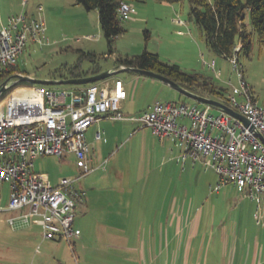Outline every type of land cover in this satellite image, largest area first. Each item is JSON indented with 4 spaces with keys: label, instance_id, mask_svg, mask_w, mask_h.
Masks as SVG:
<instances>
[{
    "label": "rangeland",
    "instance_id": "374dc122",
    "mask_svg": "<svg viewBox=\"0 0 264 264\" xmlns=\"http://www.w3.org/2000/svg\"><path fill=\"white\" fill-rule=\"evenodd\" d=\"M21 2L0 0V27L21 12H30L31 18L44 23L47 41L34 43L29 40L17 60L20 69L34 79L58 81L70 79L72 73L83 75L95 69L104 72L114 67L116 57L138 56L146 51L158 55L161 62L178 65L184 73L211 79L227 88L229 93V83L238 85L237 73L231 63L210 52L198 27L188 20L190 7L187 0L173 5L155 0L131 3L134 12L123 23L126 32L116 37L111 45V55L96 10L86 11L76 0H29L25 8ZM39 7L42 8L40 12ZM174 18L183 23H174ZM245 22L250 31L248 16ZM88 54H94L95 58ZM208 65L220 71L219 77ZM238 68L257 103L262 105L264 47L254 40L249 57H239ZM114 77L129 84V97L121 110L125 118L138 117L155 102L203 107L158 80L134 73H120ZM47 87L79 90L86 86ZM210 113L220 114L215 109ZM97 130L101 132L100 141L93 138ZM86 140L91 147V167L94 169L89 174L81 176L80 163L72 154L61 158L43 157L37 166L47 174L52 187H58L62 180L79 178L72 187L85 193V203L77 205L74 218V227L80 230L81 239L70 248L63 240L43 239L41 228L35 225H29L31 233L13 235L12 231L17 230L6 224L3 212L9 200L8 185L0 182V264H136L137 252L126 247L137 250L138 245L141 249L142 243L147 249L146 264H150V249L152 264H183L184 256L189 264H194L201 245L203 264L207 259L216 264L230 263L231 256L225 245L229 235L225 233V241H222L221 229L228 231L234 209L256 212L255 202L246 198L248 203H245L240 195L242 205H236L237 193L222 200V196L213 191L218 176L212 168H205L200 161L192 164L188 160L185 166L181 161L178 163L180 151L173 148L172 153L170 147L173 145L169 140L161 144L163 141L138 121L102 120L88 130ZM136 175L139 182H135ZM249 202L253 207L245 205H250ZM196 208L203 211V217L199 230L191 236L188 235L189 227H178V218L183 209L188 218ZM123 209L125 212L129 209V217L118 216V211ZM211 210L215 214L214 220L208 215ZM263 212L264 204L259 211L263 217L260 224L264 223ZM254 220L257 221L255 215ZM121 224H127V242H118L117 236L121 233L106 226L117 228ZM150 226L153 227L152 243H149ZM162 228V238L156 239ZM256 228L264 234L262 226ZM17 241L25 242L26 247L19 257L20 263L13 254L16 249L11 247Z\"/></svg>",
    "mask_w": 264,
    "mask_h": 264
},
{
    "label": "built area",
    "instance_id": "2783aa9c",
    "mask_svg": "<svg viewBox=\"0 0 264 264\" xmlns=\"http://www.w3.org/2000/svg\"><path fill=\"white\" fill-rule=\"evenodd\" d=\"M29 0H22V8ZM39 12L41 7L37 9ZM118 17L130 19L133 5L121 2ZM183 22L179 21V24ZM44 43V23L21 12L0 27V74L16 66L28 41ZM235 48L228 60L238 77V85L229 83L231 92L222 102L245 117L254 132L241 121L214 108L174 102H155L138 117L159 140H170L181 149L177 162H202L218 176L214 192L227 184L255 202V217L260 222L264 204V103L259 105L238 68ZM212 71L213 67L208 65ZM217 77L220 71H213ZM124 83L108 78L79 90L51 89L47 86H22L0 100V182L8 183L7 210L20 211L23 224L41 227L45 240H63L69 245L80 238L74 227L76 207L85 193L72 187L75 180H62L52 187L46 174L34 169V161L43 156L72 154L80 163L81 176L91 167V147L86 132L103 119L125 120L121 104L126 99ZM226 102V103H225ZM101 132L94 134L101 140ZM13 224V219L8 222Z\"/></svg>",
    "mask_w": 264,
    "mask_h": 264
},
{
    "label": "trees",
    "instance_id": "16d2710c",
    "mask_svg": "<svg viewBox=\"0 0 264 264\" xmlns=\"http://www.w3.org/2000/svg\"><path fill=\"white\" fill-rule=\"evenodd\" d=\"M143 1L145 0H76V3L86 11L98 12L100 29L108 44V54L111 55V45L115 38L126 32L124 21L118 17L120 3ZM155 1L173 5L182 0ZM187 2L190 7L188 20L198 27L205 46L215 55L229 60L234 55L236 46L239 45V50L235 53L238 63L240 56L249 57L254 40L260 47H264V0H213L212 3L208 0H187ZM247 16L250 31L245 22ZM87 56L95 58L94 54ZM115 66L137 68L160 74L193 94L217 101H226V95L229 93L227 88L215 84L211 79L199 74L184 73L178 65L161 62L158 55L146 51L138 56H118L114 61ZM99 72L95 69L83 75L72 73L71 78L87 77ZM16 74L28 75L16 64L0 74V84ZM22 86L32 85L18 84L4 97ZM73 244L74 242L68 245L72 248Z\"/></svg>",
    "mask_w": 264,
    "mask_h": 264
},
{
    "label": "crops",
    "instance_id": "0c3cea01",
    "mask_svg": "<svg viewBox=\"0 0 264 264\" xmlns=\"http://www.w3.org/2000/svg\"><path fill=\"white\" fill-rule=\"evenodd\" d=\"M29 13H26V15L28 17H31V15H28ZM179 21L183 22L179 18H177V19L174 18L173 19L174 23H178L179 24ZM30 77H31V75H30ZM112 78H115V77H112ZM116 79H118V78H116ZM119 80H122V79H119ZM122 81L124 83V87H125V91H126L127 97L121 104V110L123 109V106H124L125 102L127 101L128 97H129L128 96V94H129V84L125 83L124 80H122ZM131 99H133L132 95H131ZM132 117H134V116H132ZM132 117L126 118L125 120H129V121L134 122L133 120H130V118H132ZM103 120H105V119H103ZM99 123L97 125H99ZM93 125L90 128H92ZM88 130H87V132H88ZM93 138H94V135H93ZM94 141H95V139H94ZM164 141L165 140H163V142H161V144H165ZM169 143H170V145L174 146V147L173 146L170 147V150H171L172 153H174L173 148H176V149H178L181 152V149L179 148L178 145H176L172 141H170ZM180 152H179V155H180ZM43 157H49V156H43ZM43 157H39V158H37L34 161V169L37 172H41L40 169H38V167L40 166V163L42 162L41 159ZM186 163L184 164V166L186 165ZM191 163L195 164L192 161H191ZM41 173H44V172H41ZM44 174H46V173H44ZM46 176H47V174H46ZM47 178H48V176H47ZM135 179H136V181H135ZM135 179H134L135 182H139L140 181L138 179L137 175L135 176ZM7 185H8L7 189L9 191V196H10V186H9L8 183H7ZM215 193H218V195L222 196V200H226V198H228V196H230V195L234 196V193H237L236 196H235L236 205L241 206L243 199H245V203H248L246 197H244L242 194L238 193L236 188L233 185H230V184H227V185L223 186L222 188H220V190L218 192H215ZM240 195L242 196L243 199L239 198ZM235 198H234V200H235ZM84 203H83V205H84ZM249 203H250V205L249 204H245V205L248 206V207H253V205L251 204L252 202H249ZM3 212L5 213L6 224L9 227H11L12 230H14V229L17 230L15 232L12 231L13 235L22 236L26 232L27 233H31L32 231L29 230V227H30L29 225L38 226L36 224H29V225L23 224L20 221V219L18 218L19 215H20V211H9V210H7V205H5L3 207ZM185 212H186L185 209H183L180 212V215H179V218H178V227L182 226L183 229H186L187 227H189L190 234H188V235L192 236L193 232H194V234H196L197 231L199 230L198 228H199V225H200V223L202 221L203 211L201 209H199V208H196L191 217L189 216L190 215V213H189L188 218H187V215H186ZM208 215H209V217L212 216V219L215 216V214H214V212L212 210L208 212ZM230 215L232 216V221H231L230 227L228 228V231L226 229H221V240L222 241H225V238H224L225 233L227 235H229L228 236V240L225 241V245L228 248V250H226V251H229L228 253L231 256L229 264H264V234H261V232L256 228V227H261V226L264 228V223L260 224L262 222V220H263L262 215H261L259 223H257V221L255 222V220H254L255 212H253L252 209H246V208H245V210H241L240 208L239 209H234L231 212ZM263 215H264V212H263ZM118 216L129 217L130 216L129 209H128L127 212H125L124 209L122 211H118ZM10 219H13V224L12 225H10L8 223ZM126 223H128V222H126ZM106 226L108 227L107 229H110L112 231L121 233L119 236H117V241L118 242L119 241H124V240H125V242H127V239H126V236H125V232H127V224H121V226H119L117 228H114V226H112V225H106ZM38 227H40V226H38ZM221 227H222V224H221ZM152 228L153 227L150 226V229H149L150 230V232H149V243H152L151 240H153V238H152L153 229ZM76 229H78V228H76ZM229 231H230V233L228 234ZM80 236H81V233H80ZM162 236H163V228L161 229L160 236H157L156 239H158V237L162 238ZM80 239H81V237L78 240H80ZM75 242H74V244H75ZM162 242L163 241L160 240L161 245H162ZM74 244H73V246H74ZM139 246L140 245H138V249L137 250L134 249V247H130V248L126 247V249L134 250L135 252H137V256L135 258L136 264H146L147 263V260H146V257H147L146 245L144 243H142L141 249H139L140 248ZM149 246L151 247V245H149ZM11 247H14L16 249L13 252V254L16 255V257H18L16 259H17V262L20 263V258L19 257H20V255L24 254V248H26L25 247V242L17 241L16 244L11 245ZM150 247H149V249H150ZM202 251H203V246L201 245L198 259H197V261L196 260L194 261V264H203ZM186 252L188 253V245L186 247ZM72 253H74V252H72ZM149 257H150V260H148V261H150V264H152V251H151V249L149 250ZM182 263L183 264H189V260H187V258L184 256V259H183ZM93 264H97V263H93ZM205 264H216V262H208V259H207Z\"/></svg>",
    "mask_w": 264,
    "mask_h": 264
},
{
    "label": "water",
    "instance_id": "95a60500",
    "mask_svg": "<svg viewBox=\"0 0 264 264\" xmlns=\"http://www.w3.org/2000/svg\"><path fill=\"white\" fill-rule=\"evenodd\" d=\"M120 73H134L138 74L141 76L149 77L155 80L160 81L164 85L170 87L171 89L175 90L179 94L183 95L184 97L195 101L198 104L201 105H208L213 107L215 110L219 112H223L230 117L237 119L241 121L246 127L249 128L250 131L254 132L253 128L249 125V122L245 119L244 116L241 114L237 113L235 110L232 108L228 107L227 105L211 99L207 97H202L196 94H193L186 89L182 88L169 78L162 76L160 74L151 72V71H146V70H141L137 68H129V67H123V66H115L110 70L104 71V72H99L94 75H90L87 77H80V78H70V79H63V80H58V81H52V80H40V79H34L28 75H22V74H16L13 75L6 80H4L0 84V100L5 98L4 95L12 88L16 87L18 84L24 83L28 85H40V86H61V85H70V86H86L88 84L96 83L108 78H112ZM260 140L264 143V140L262 139L261 136H259Z\"/></svg>",
    "mask_w": 264,
    "mask_h": 264
}]
</instances>
